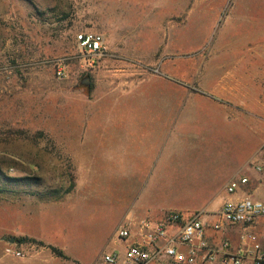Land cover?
Instances as JSON below:
<instances>
[{"label": "rangeland", "instance_id": "rangeland-1", "mask_svg": "<svg viewBox=\"0 0 264 264\" xmlns=\"http://www.w3.org/2000/svg\"><path fill=\"white\" fill-rule=\"evenodd\" d=\"M183 3V11L167 21L153 57L119 60L104 54L94 68L87 69L74 37L96 30L89 27L91 18L110 19L108 23L117 25L115 32L125 35L122 46L133 53H148L157 41L155 29L147 25L148 20L142 22L141 11L134 12L132 0H0V230L10 227L17 212L38 207L36 222L25 229L78 262L96 264L115 247L112 237L117 222L107 214L108 206L95 203L97 211L75 217L51 212L50 203L85 198L78 161L80 135L96 126L93 119L111 114L112 98L118 96L116 87L126 82L125 93L131 83L152 88L159 85L178 105L183 99L190 115L193 109L189 104L197 97H202L203 107L209 103L208 93L201 91L203 82L215 78L209 72L221 67L254 74L264 68V58L259 56L264 52V0ZM194 4L200 8H193ZM101 32L109 43L110 29ZM146 38L147 43L134 42ZM121 51L132 54L127 49L117 52ZM118 66L134 70L119 79L101 73ZM86 79L87 85L83 84ZM220 104L230 111L227 117L232 133H242L241 148L237 142L229 151L235 163L236 157L250 159L256 152L263 154L264 146L262 151L256 148L262 142L257 116ZM132 105L122 107V115L155 112ZM239 118L241 124L235 122ZM110 130L112 124L102 132ZM172 168L164 174L168 183L175 184L182 179V165L176 163ZM157 174L153 173L152 184ZM2 240L9 241L8 237Z\"/></svg>", "mask_w": 264, "mask_h": 264}, {"label": "crops", "instance_id": "crops-1", "mask_svg": "<svg viewBox=\"0 0 264 264\" xmlns=\"http://www.w3.org/2000/svg\"><path fill=\"white\" fill-rule=\"evenodd\" d=\"M132 1L136 8L134 12L142 13V22L148 20L147 25L155 29L153 35H156L157 41L154 40L150 50H147L148 53H133L130 48L122 46L125 35L119 36L115 32L117 25L108 23L111 22L110 19L104 20L97 16L91 18L89 27L96 29L93 32L104 36L105 56L114 55L119 60L150 59L161 46V36L166 32L165 25L169 18L185 8L184 0ZM192 7L200 8V5L194 4ZM102 29H110L109 43L105 39V33L101 32ZM134 42L147 43V38ZM122 48L132 54L117 52L119 49L124 50ZM259 56L264 58V52ZM130 68L118 66L101 73L119 79L130 75L134 70ZM208 75L215 78L208 84L203 82L201 91L208 93L206 98L209 103L203 107L202 97H197L198 100L189 104L193 109L190 115L185 111L183 99L178 105V102L169 98L168 92L159 85L152 88V85L131 83L128 85V92L124 93L122 89L125 88L123 84L126 82L119 84L116 87L118 96L112 98L111 114L93 119L96 126L89 127L80 135L78 161L80 186L86 190L85 198L63 199L64 201L50 203V211L57 210L61 216L66 213L68 216L74 214L75 217H80L97 211L93 206L95 203H101L108 206L106 212L116 220V229L130 217H149L159 221L167 211L181 212L184 217L199 212L208 244L219 246L222 241H227L230 249L235 251L244 234L241 227L225 224L215 230L214 225L220 220L219 212L226 200L249 197L264 205V68L256 69L252 74L247 70L237 73L220 67ZM222 102L228 107H239L243 111L246 110V114L250 112L257 116L262 127V142L256 148L263 154L256 152L250 159L240 157L239 160L234 155L235 163L229 151L236 147L237 142L241 148L243 137L241 130L239 134L232 133L230 118L227 117L230 111L220 104ZM132 104H138L140 108L145 109L153 108L155 112L145 116L122 115V107L130 108L134 106ZM235 122L241 124L242 119H236ZM111 124L112 130L103 133V128L107 129ZM176 163L182 165V179L175 184L168 183V176L164 173L172 171V165ZM155 172L158 174L152 184ZM238 179L247 181L239 185L233 194H228L226 187ZM24 200L38 204L34 199ZM38 209L36 207L17 212L15 219L9 223L10 227L0 230L1 237H8L9 240L26 237L41 241L44 245H51L34 236L31 229L24 227L36 222L35 213H38ZM247 231L255 236L256 242L264 252V216L257 218ZM2 238L0 264H60L57 260L61 259L53 256L47 248L35 245H31V248L27 244L19 246L24 251V258L5 255L3 248L9 241L5 242ZM114 244L115 247L111 251L122 250L121 243L114 241ZM63 253L70 260L61 261L86 264L72 259L65 251ZM244 264L251 263L246 260Z\"/></svg>", "mask_w": 264, "mask_h": 264}, {"label": "built area", "instance_id": "built-area-1", "mask_svg": "<svg viewBox=\"0 0 264 264\" xmlns=\"http://www.w3.org/2000/svg\"><path fill=\"white\" fill-rule=\"evenodd\" d=\"M74 41L87 69L94 68L105 54L104 36L101 33L82 31L75 35ZM58 75L62 76V73L59 71ZM246 181L238 179L230 182L226 192L233 194ZM262 216L263 203L249 197L223 202L220 220L214 229L219 230L225 224L241 227L244 234L235 251L230 249L227 241H222L219 246L208 244L199 212L184 217L181 212L167 211L159 221L149 217H130L123 221L112 237L122 244V250L100 256L96 264H244L246 260L251 264H264V252L255 236L247 231ZM23 244L9 241L4 254L24 258V251L19 248Z\"/></svg>", "mask_w": 264, "mask_h": 264}, {"label": "trees", "instance_id": "trees-1", "mask_svg": "<svg viewBox=\"0 0 264 264\" xmlns=\"http://www.w3.org/2000/svg\"><path fill=\"white\" fill-rule=\"evenodd\" d=\"M17 180L19 181V180H21V179H16V181H17ZM52 200H57V199H52ZM14 240H15L16 242H18V243L31 244V245H35V246H37V247H45V248H47V249L50 251V253H51L53 256H55L56 258H59V259H61V260H66V261L70 260L69 257H67V256L63 253V251L60 250L59 248L54 247V246H51V245H44V243L41 242V241H36V240H34V239H30V238H26V237H24V238H22V237H15ZM73 264H78V263H76L75 261H73Z\"/></svg>", "mask_w": 264, "mask_h": 264}, {"label": "water", "instance_id": "water-1", "mask_svg": "<svg viewBox=\"0 0 264 264\" xmlns=\"http://www.w3.org/2000/svg\"><path fill=\"white\" fill-rule=\"evenodd\" d=\"M88 82H89V80H88V79H86V80L83 82V84L87 85V84H88ZM9 241H10V242H13V241H14V238H11Z\"/></svg>", "mask_w": 264, "mask_h": 264}]
</instances>
